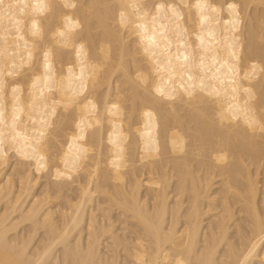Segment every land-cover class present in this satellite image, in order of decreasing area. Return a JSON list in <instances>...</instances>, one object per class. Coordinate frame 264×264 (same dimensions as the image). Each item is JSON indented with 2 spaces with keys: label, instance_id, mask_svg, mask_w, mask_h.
Returning a JSON list of instances; mask_svg holds the SVG:
<instances>
[{
  "label": "bare ground",
  "instance_id": "bare-ground-1",
  "mask_svg": "<svg viewBox=\"0 0 264 264\" xmlns=\"http://www.w3.org/2000/svg\"><path fill=\"white\" fill-rule=\"evenodd\" d=\"M0 81V264H264V0H0Z\"/></svg>",
  "mask_w": 264,
  "mask_h": 264
},
{
  "label": "snow or ice",
  "instance_id": "snow-or-ice-1",
  "mask_svg": "<svg viewBox=\"0 0 264 264\" xmlns=\"http://www.w3.org/2000/svg\"><path fill=\"white\" fill-rule=\"evenodd\" d=\"M73 7L75 6V5H72ZM198 7L200 6V5H197ZM159 7V6H158ZM44 58H45V60L47 61V58H48V53H45L44 54ZM185 59H187V57H185ZM45 67L47 68V67H49V65L47 64V63H45ZM189 79H191V77H189ZM4 83L2 82V81H0V92H3L4 91ZM17 91V89L16 88H12V92L13 93H15ZM0 115H2V113H0ZM41 135H43V133H41Z\"/></svg>",
  "mask_w": 264,
  "mask_h": 264
}]
</instances>
